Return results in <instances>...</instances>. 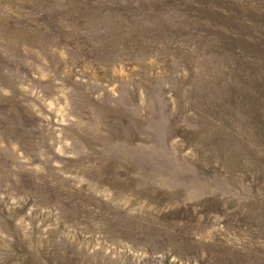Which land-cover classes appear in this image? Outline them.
Instances as JSON below:
<instances>
[{
	"label": "rangeland",
	"instance_id": "1",
	"mask_svg": "<svg viewBox=\"0 0 264 264\" xmlns=\"http://www.w3.org/2000/svg\"><path fill=\"white\" fill-rule=\"evenodd\" d=\"M0 264H264V0H0Z\"/></svg>",
	"mask_w": 264,
	"mask_h": 264
}]
</instances>
